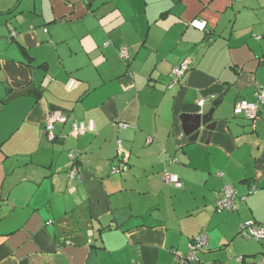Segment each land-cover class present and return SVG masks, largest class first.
<instances>
[{
	"label": "crops",
	"instance_id": "0c3cea01",
	"mask_svg": "<svg viewBox=\"0 0 264 264\" xmlns=\"http://www.w3.org/2000/svg\"><path fill=\"white\" fill-rule=\"evenodd\" d=\"M259 87L264 0H0V264H176L201 232L199 261L257 264L264 239L239 230L264 221V110L233 106ZM209 109L206 144L189 142L180 116ZM225 185L235 211L216 209Z\"/></svg>",
	"mask_w": 264,
	"mask_h": 264
},
{
	"label": "built area",
	"instance_id": "2783aa9c",
	"mask_svg": "<svg viewBox=\"0 0 264 264\" xmlns=\"http://www.w3.org/2000/svg\"><path fill=\"white\" fill-rule=\"evenodd\" d=\"M189 26L200 31H204L207 29V21L201 18H193L189 21ZM10 27V38H14L16 32ZM108 45V41L103 43V46ZM118 55L122 59H127L128 49L127 47H121L118 49ZM187 61H182L179 65L175 66L171 71V80L168 84L171 87L176 80L185 73L187 70ZM76 83V79L71 78L66 84V88L70 89ZM254 95L256 97L255 101H249L245 98L238 99L235 101L233 106V113L235 115H243L247 119L254 121L261 110H264V89L262 87L257 88L254 91ZM203 103V98H200L197 101V104L201 105ZM66 115H64L59 110L50 111L47 114L45 119V130L47 133V137L51 140L54 138V134L52 131L54 123H64L66 121ZM94 130V121L92 119L86 121H75L71 124V133L74 136H78L80 134H84L85 132H91ZM69 157L71 159H75V155L70 152ZM118 156L122 162V166H112L110 172L118 173L122 170L127 169V160L126 155L122 153V150L118 143ZM76 173V168L73 166L69 171V176L73 177ZM165 179L174 183H179V177L175 173L165 172ZM235 190L229 186L225 185L221 196L215 201V205L222 210H233L235 206ZM239 233L245 239H256L261 240L264 239V221L258 222L252 219L245 220L240 225ZM207 247V236L204 232L197 234L188 244L187 251L185 253L177 254L176 264H215L214 261L209 262H201L198 260L197 252L201 249ZM238 260H241V256L238 257ZM257 264H264V257L260 258Z\"/></svg>",
	"mask_w": 264,
	"mask_h": 264
},
{
	"label": "water",
	"instance_id": "95a60500",
	"mask_svg": "<svg viewBox=\"0 0 264 264\" xmlns=\"http://www.w3.org/2000/svg\"><path fill=\"white\" fill-rule=\"evenodd\" d=\"M7 26L12 27L9 22H7ZM220 97L218 96L216 99L212 101V105L215 106L218 104ZM212 109L201 113H186L182 114L181 120L184 132L188 137L187 140L189 142H198L200 144H206V138H208L211 132L214 130V121H211Z\"/></svg>",
	"mask_w": 264,
	"mask_h": 264
},
{
	"label": "rangeland",
	"instance_id": "374dc122",
	"mask_svg": "<svg viewBox=\"0 0 264 264\" xmlns=\"http://www.w3.org/2000/svg\"><path fill=\"white\" fill-rule=\"evenodd\" d=\"M235 197H236V196H235ZM216 209H218V210H222V209H219L217 206H216ZM233 211H235V210H233ZM233 211H232V212H233ZM239 234H240V233H239ZM239 234H238V235H239ZM240 237H242L241 234H240ZM243 238H244V237H243ZM255 240H256V239H255Z\"/></svg>",
	"mask_w": 264,
	"mask_h": 264
}]
</instances>
